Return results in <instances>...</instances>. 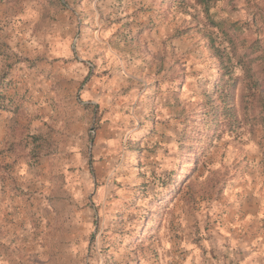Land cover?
Wrapping results in <instances>:
<instances>
[{
	"label": "rangeland",
	"instance_id": "rangeland-1",
	"mask_svg": "<svg viewBox=\"0 0 264 264\" xmlns=\"http://www.w3.org/2000/svg\"><path fill=\"white\" fill-rule=\"evenodd\" d=\"M41 1L0 0V66L40 58L50 97L42 143L0 150L33 175L6 180L24 209L0 222V264H264V0H65L46 20ZM227 30L257 83L203 140Z\"/></svg>",
	"mask_w": 264,
	"mask_h": 264
},
{
	"label": "crops",
	"instance_id": "crops-1",
	"mask_svg": "<svg viewBox=\"0 0 264 264\" xmlns=\"http://www.w3.org/2000/svg\"><path fill=\"white\" fill-rule=\"evenodd\" d=\"M1 68L7 69L5 66H0V72L3 70ZM7 70L6 78L10 80V87L3 90L7 98V108L0 109V150L7 144L11 148V152H5L9 156L2 160L4 163L14 164L16 155L13 152L18 147H22L27 143L28 145L33 143L34 146H38L37 143H42L43 138L48 135L46 126L48 116L46 109L48 107L45 102L50 97L46 93L49 89L46 67L41 62L38 61L33 66L22 62L18 66ZM23 97L30 99L32 103L43 102L45 105L39 109L32 106V103L23 107L21 104ZM22 132H24V136ZM23 137L26 138V143L22 142ZM35 137H39V142H34ZM21 165L22 171L20 173L13 172L9 168L6 171H0V179H2L0 186H3V189L0 190V222L2 223L15 217L19 211L24 209V207H14V202L10 196L12 194L10 191H13V189L6 182L9 177L30 180L33 175L28 170L27 162H22ZM24 218L27 219L28 216H24ZM25 221L24 225L26 226L27 220ZM263 256L264 254H262Z\"/></svg>",
	"mask_w": 264,
	"mask_h": 264
},
{
	"label": "trees",
	"instance_id": "trees-1",
	"mask_svg": "<svg viewBox=\"0 0 264 264\" xmlns=\"http://www.w3.org/2000/svg\"><path fill=\"white\" fill-rule=\"evenodd\" d=\"M182 1L185 2L188 0ZM191 1L203 6L204 10L207 13L209 12L212 0ZM41 4L42 20L52 18L57 13L69 9L68 3L65 0H42ZM209 21L212 24H216V26L221 28V30L223 29L216 21L213 20L212 17H209ZM222 35H224V38L228 40L229 45L226 47L212 46V55L217 58L218 66L216 68L211 66V72L205 86V91L209 93L210 97L201 101V106L204 107L203 117L201 119V124L203 125L204 130L199 128V137L203 140L208 134L212 136H219L218 131L223 127L224 122H227V124L233 126V128L240 125L237 107L234 104L237 100L236 90L238 89V84L243 80H249L255 84L257 83L251 60L245 57L242 53L238 52L235 48L237 33H231L227 30L222 31ZM220 40L222 42L223 38H220ZM39 59L40 58L38 57L28 56L25 58H18L17 62L22 61L30 66H33ZM6 67L9 69L11 64H6ZM236 68H239L242 73H236ZM7 69H3L0 72V109L7 108V98L3 93L4 88L10 87V80L6 78L8 74ZM216 70H218V75L214 74V71ZM221 116L223 117L221 118ZM34 142H39V137H35ZM37 144L39 145L40 143ZM193 148L194 147H192L190 151L194 150ZM194 153L197 155L198 160L200 153H197V151H194ZM174 181V177L170 176L167 180L162 181V185L168 187L172 185Z\"/></svg>",
	"mask_w": 264,
	"mask_h": 264
}]
</instances>
